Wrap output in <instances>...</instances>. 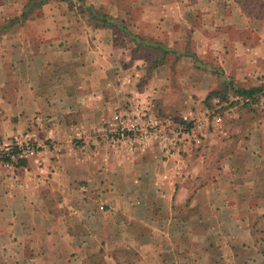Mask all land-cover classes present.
Returning <instances> with one entry per match:
<instances>
[{"label":"crops","instance_id":"crops-1","mask_svg":"<svg viewBox=\"0 0 264 264\" xmlns=\"http://www.w3.org/2000/svg\"><path fill=\"white\" fill-rule=\"evenodd\" d=\"M263 80L264 0H0V138L35 146L0 164V264H264ZM184 116L180 151L99 140Z\"/></svg>","mask_w":264,"mask_h":264},{"label":"built area","instance_id":"built-area-1","mask_svg":"<svg viewBox=\"0 0 264 264\" xmlns=\"http://www.w3.org/2000/svg\"><path fill=\"white\" fill-rule=\"evenodd\" d=\"M264 86V80H263ZM229 100L227 101V104ZM213 118L220 119L218 113L213 112ZM190 123V124H189ZM169 123L165 120H158L156 118L147 117L142 120L130 122V124H120L113 132H111L109 141L112 144L119 142L139 143L142 144L147 140H157L158 142H167L175 144V138L173 135H169L174 132L177 135V140L190 139L194 134V125L191 120L184 116L181 123L167 132V125ZM170 125V124H169ZM165 143V145L167 144ZM15 148V150L13 149ZM35 152V146L28 142L18 143H5L0 139V163H6L2 157L8 156L10 159H16L18 157H24L25 155L33 154Z\"/></svg>","mask_w":264,"mask_h":264},{"label":"rangeland","instance_id":"rangeland-1","mask_svg":"<svg viewBox=\"0 0 264 264\" xmlns=\"http://www.w3.org/2000/svg\"><path fill=\"white\" fill-rule=\"evenodd\" d=\"M169 124L167 125V132H170L171 129H174V127L177 126V125H174L173 126V125H171V124L169 125ZM101 132H102L101 133L102 136L99 137V140L101 141V144H104L103 146H108V147H119L122 144H124V145L127 144V145H129L131 147H135V146L136 147H141L143 145L151 144L153 142V143H159L161 145V147L163 149H165V150H168V151H178L179 149H181L183 147L182 142L184 143V141H188L189 140V139H185V140L179 139V140H177V135H174V132H173V133L169 134L170 136L173 135L174 138H175V140H174L175 141V144L174 143H170L172 145H168L167 142H162L161 143V142H158L157 140H147V141H144V143H142L140 145H139V143H136V142H133V143H129V142H119L117 144H112L109 141V137H110L111 132H113V130H109L108 128H105V129H102ZM165 143H167V144L165 145ZM7 163L8 162H6L5 164H7ZM0 164H4V163H0ZM0 168H1L0 172L2 171V173H4L5 170H6L5 169L6 166L5 167L4 166H0ZM164 227H166V226H164ZM172 227H174L173 228V231L175 232L174 235L177 236V224H173ZM166 228H165V230H166ZM168 228H170V226ZM232 242L233 241H231V243ZM198 244L200 245V242H198ZM174 246H175L174 252H177V240H176V243H175ZM231 248H233V247L231 246ZM167 250H168V246H167ZM200 250H201V246H200ZM128 254H129V262H130L129 264H134L135 258H136L135 255H134V252L132 250H130ZM229 256H232V253L231 252L229 253ZM14 258H17V256L14 255ZM231 258L232 257H228V256L227 257L220 256V253H218V252L217 253L215 252V256L213 257L214 262H217V263H219L220 259H222V260H224V262L226 264H236V262L233 261ZM9 259L11 260V257H9ZM16 261H18V259H16ZM20 261H21V258H20ZM170 262H171V260L168 259L167 260V264H169ZM8 263H12V262H8ZM238 264H243V263L242 262H239Z\"/></svg>","mask_w":264,"mask_h":264},{"label":"trees","instance_id":"trees-1","mask_svg":"<svg viewBox=\"0 0 264 264\" xmlns=\"http://www.w3.org/2000/svg\"><path fill=\"white\" fill-rule=\"evenodd\" d=\"M81 6V5H80ZM88 10H89V12H91V15L92 16H94V17H96V18H98L99 17V20L100 21H102V22H105V21H108V22H110L111 21V19H109V18H106L105 17V15L104 14H99V10L97 9V8H94V7H92L91 5H87V7H86ZM233 90L235 91V92H238V94L239 95H241V96H243V97H249L250 99L249 100H247V101H245V102H247V103H250L253 99L251 98V93L254 91V90H256V88L255 87H252V88H239V87H235V88H233ZM213 94H216V96H218V97H220V98H223V97H225V95H223L222 93H221V91L219 92L218 90H212V91H210L209 92V94L207 95V97H209V96H211V95H213ZM190 124V123H189ZM14 150H15V148H13ZM3 158V160L4 161H6V162H15L16 160L17 161H19L22 157H18V158H16V159H10L8 156H5V157H2ZM15 160V161H14ZM16 161V162H17Z\"/></svg>","mask_w":264,"mask_h":264}]
</instances>
